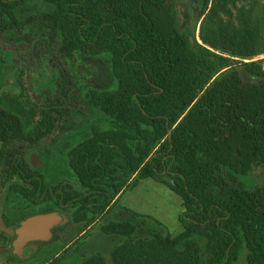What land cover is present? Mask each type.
I'll return each mask as SVG.
<instances>
[{
  "label": "trees",
  "instance_id": "16d2710c",
  "mask_svg": "<svg viewBox=\"0 0 264 264\" xmlns=\"http://www.w3.org/2000/svg\"><path fill=\"white\" fill-rule=\"evenodd\" d=\"M30 1L0 0V25L20 28L16 10ZM40 1L38 20L56 38V54L102 57L113 80L89 101L111 125L68 157L85 192L75 221L87 210L84 224L108 215L144 179L183 206L175 236L122 208L134 221L97 229L121 239L110 262L96 254L76 264H237L241 256L242 264H264V185L240 180L264 167V71L251 61L264 51V3L238 7L231 22L219 14L242 0H197L199 17L180 27L175 0ZM145 224L153 227L139 237Z\"/></svg>",
  "mask_w": 264,
  "mask_h": 264
},
{
  "label": "flooded vegetation",
  "instance_id": "af4514ba",
  "mask_svg": "<svg viewBox=\"0 0 264 264\" xmlns=\"http://www.w3.org/2000/svg\"><path fill=\"white\" fill-rule=\"evenodd\" d=\"M175 2L183 6V25L199 12L197 0ZM43 9L40 0L30 1L16 10L20 28L8 31L0 25V76H7L14 89L10 92L0 87V129L8 131L0 134V255L5 264L25 263L38 253H48L52 242H63L64 228L76 223L68 212L84 200L78 198L83 193L79 188H84L71 170L68 157L77 144L99 130V125L92 123L89 136L72 139L78 135L73 132L89 118L88 106L98 111L89 102L93 89L86 88L81 105L73 93L79 84L92 78L95 68L88 61L103 58L56 54V38L38 20ZM31 11L32 17L27 15ZM82 61L86 62L82 65L85 74L77 71ZM18 109L35 116L25 119ZM7 114L13 119L5 117ZM53 212L64 220L49 229L48 238L13 246L21 222ZM46 264H52L51 260Z\"/></svg>",
  "mask_w": 264,
  "mask_h": 264
},
{
  "label": "rangeland",
  "instance_id": "374dc122",
  "mask_svg": "<svg viewBox=\"0 0 264 264\" xmlns=\"http://www.w3.org/2000/svg\"><path fill=\"white\" fill-rule=\"evenodd\" d=\"M264 0H242L235 3V6H229L230 15H225L220 13L219 16L222 20H230L231 22L235 19L236 10L238 7L244 5L245 8L252 6L258 8L259 5L263 4ZM33 5H31V8ZM210 4L206 11L200 16L198 23L196 24V39L200 43L198 32L200 24L209 10ZM200 13L197 12L196 16L199 17ZM39 31V30H38ZM247 62V60H242ZM251 61H260L262 64V69L264 71V51L251 59ZM91 66L95 68L92 73V78L88 79L85 84H79L76 90L79 94L74 92V96L77 97L79 104L81 105L86 96V88L90 87L92 91H104L106 88H109L113 81L107 70V62L105 60H90L88 61ZM86 62H81L78 68V73H86L85 69L82 67ZM246 79H248L246 77ZM3 87V90L14 91L11 87L8 77L1 75L0 76V87ZM1 89V88H0ZM84 94V95H83ZM82 96V97H81ZM12 102V101H11ZM15 103V102H14ZM13 103V104H14ZM19 108V106H17ZM18 112L21 117L32 119L35 115L28 112L24 109H18ZM87 112L89 113V121L86 119L84 124L80 125V128L73 133H78L77 136L72 137L75 141L78 139L81 140L90 135L89 126L93 124L99 125V130H105L110 125L108 120L96 110H93L88 106ZM75 117V116H74ZM92 136V135H91ZM90 136V137H91ZM67 173V172H66ZM65 174V173H63ZM67 175V174H66ZM73 175V174H72ZM74 177V175H73ZM131 179V178H130ZM240 180L244 183L245 187L252 189L256 186L264 185V167L256 166L252 170L250 177H240ZM80 193L85 194L84 190L79 188ZM79 204V203H78ZM77 203L74 205V209L68 212V215L71 219H74L73 212L77 209ZM122 208H126L135 213L147 215L151 218L159 221L163 224L165 230L175 236L178 234L182 227L178 222V217L183 211V206L181 199L171 192L166 186L152 180L144 179L140 180L136 187L128 189L120 195V198L115 206V208L108 215L101 212L98 215H95L94 219L91 220L88 224H84V221L90 218L88 210L85 211L86 216L82 221H75L76 223L68 225L64 228L63 233V242H52L51 249L48 253L42 254L38 253L35 257L25 263H13V264H46L51 260L52 264H76L82 259L88 256L100 255L103 260L107 263L111 260V252L120 245L121 239L119 237H105L98 233L97 229L109 222L120 221V220H129L134 221L132 218L122 212ZM75 220V219H74ZM137 220H135V223ZM150 226L148 224L141 225V228L138 229L137 234L139 237L145 236L150 231ZM2 219L0 217V229H2ZM80 243V244H79ZM68 245L67 248H65ZM243 263V256L240 257L237 264ZM0 264H5V259L0 255Z\"/></svg>",
  "mask_w": 264,
  "mask_h": 264
},
{
  "label": "water",
  "instance_id": "95a60500",
  "mask_svg": "<svg viewBox=\"0 0 264 264\" xmlns=\"http://www.w3.org/2000/svg\"><path fill=\"white\" fill-rule=\"evenodd\" d=\"M195 6V5H194ZM177 15L179 18L180 27L183 25L184 14L183 6L176 4ZM192 40V39H191ZM238 71H242L240 66H237ZM245 80H247L245 78ZM64 218L56 212L35 215L20 223L16 230L17 239L13 246L18 248L22 243L38 238L46 239L49 237V229L54 225L62 222Z\"/></svg>",
  "mask_w": 264,
  "mask_h": 264
}]
</instances>
